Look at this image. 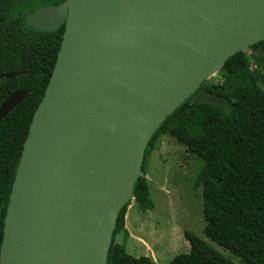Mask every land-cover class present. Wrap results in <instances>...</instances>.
<instances>
[{"label": "water", "instance_id": "95a60500", "mask_svg": "<svg viewBox=\"0 0 264 264\" xmlns=\"http://www.w3.org/2000/svg\"><path fill=\"white\" fill-rule=\"evenodd\" d=\"M26 22L65 28L24 142L0 264H107L150 139L229 57L264 40V0H64ZM31 91L4 100L0 123Z\"/></svg>", "mask_w": 264, "mask_h": 264}, {"label": "trees", "instance_id": "16d2710c", "mask_svg": "<svg viewBox=\"0 0 264 264\" xmlns=\"http://www.w3.org/2000/svg\"><path fill=\"white\" fill-rule=\"evenodd\" d=\"M64 0H0V105L14 91L31 93L0 123V253L12 186L35 110L42 100L60 49L64 24L52 31L26 22L28 12ZM249 51L250 53H247ZM229 57L219 69L222 81L205 80L170 114L150 139L143 164L157 139L169 134L202 160L196 186L203 188L205 234L243 264H264V40ZM253 59L255 69L250 68ZM17 73L15 77L1 76ZM215 95L218 103L206 102ZM135 203L154 208L150 183L141 176ZM120 211L107 264H157L150 256H134L117 241L125 228ZM190 251L170 264H236L205 240L186 231Z\"/></svg>", "mask_w": 264, "mask_h": 264}, {"label": "rangeland", "instance_id": "374dc122", "mask_svg": "<svg viewBox=\"0 0 264 264\" xmlns=\"http://www.w3.org/2000/svg\"><path fill=\"white\" fill-rule=\"evenodd\" d=\"M250 60V68L254 70L255 63L253 59ZM207 81L221 82L222 74L214 72ZM201 166L202 160L173 136L163 134L157 139L142 173L150 183L154 208L144 211L134 200L128 206L133 205L131 212L140 221L138 226L141 229L137 226L136 230L132 220L134 232L141 235L150 248L147 251L137 245L138 242L126 237L122 239L119 234L117 241H123L128 253L150 256L157 264H170L176 255L190 251V243L185 237V232L189 231L236 264H243L237 256L205 234L207 220L203 188L196 186Z\"/></svg>", "mask_w": 264, "mask_h": 264}, {"label": "crops", "instance_id": "0c3cea01", "mask_svg": "<svg viewBox=\"0 0 264 264\" xmlns=\"http://www.w3.org/2000/svg\"><path fill=\"white\" fill-rule=\"evenodd\" d=\"M132 210H133V205H132V207L128 208V210L126 212V225H125V228H126V230H127V232L129 234L126 235V234L122 233V234L119 235V237L122 238V239H124L126 237L128 239L136 241V242H138L137 245H141L145 250L148 251L150 246L147 244V242L143 241V238L141 237V235H139L138 233L134 232L133 228L135 227V229L137 230V226L139 225L140 221L138 220L136 215L135 216L133 215V213L131 212ZM132 220L134 222V227H132V225H133ZM138 228L141 229L139 226H138ZM119 242H123V241H119Z\"/></svg>", "mask_w": 264, "mask_h": 264}, {"label": "flooded vegetation", "instance_id": "af4514ba", "mask_svg": "<svg viewBox=\"0 0 264 264\" xmlns=\"http://www.w3.org/2000/svg\"><path fill=\"white\" fill-rule=\"evenodd\" d=\"M35 10H36V9H35ZM60 26H61V25H60ZM60 26H59V27H60ZM64 26H65V24H64ZM59 27H58V28H59Z\"/></svg>", "mask_w": 264, "mask_h": 264}]
</instances>
